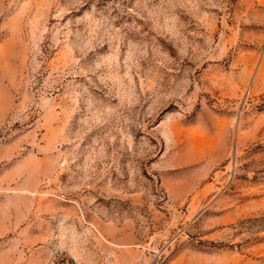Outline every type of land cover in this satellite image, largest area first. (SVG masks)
Listing matches in <instances>:
<instances>
[{"label": "rangeland", "instance_id": "obj_1", "mask_svg": "<svg viewBox=\"0 0 264 264\" xmlns=\"http://www.w3.org/2000/svg\"><path fill=\"white\" fill-rule=\"evenodd\" d=\"M0 264H264V0H0Z\"/></svg>", "mask_w": 264, "mask_h": 264}]
</instances>
